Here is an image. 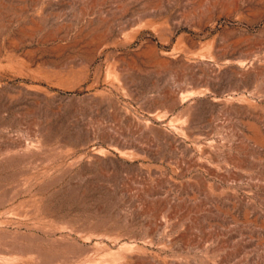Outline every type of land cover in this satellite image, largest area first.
I'll use <instances>...</instances> for the list:
<instances>
[{"label": "rangeland", "instance_id": "obj_1", "mask_svg": "<svg viewBox=\"0 0 264 264\" xmlns=\"http://www.w3.org/2000/svg\"><path fill=\"white\" fill-rule=\"evenodd\" d=\"M0 264H264V0H0Z\"/></svg>", "mask_w": 264, "mask_h": 264}, {"label": "bare ground", "instance_id": "obj_2", "mask_svg": "<svg viewBox=\"0 0 264 264\" xmlns=\"http://www.w3.org/2000/svg\"><path fill=\"white\" fill-rule=\"evenodd\" d=\"M115 254V253H114Z\"/></svg>", "mask_w": 264, "mask_h": 264}]
</instances>
